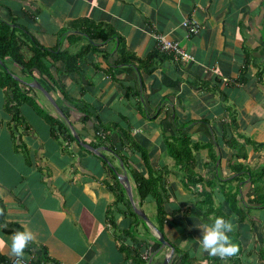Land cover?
<instances>
[{
    "label": "crops",
    "instance_id": "0c3cea01",
    "mask_svg": "<svg viewBox=\"0 0 264 264\" xmlns=\"http://www.w3.org/2000/svg\"><path fill=\"white\" fill-rule=\"evenodd\" d=\"M0 18L24 27L41 46L69 54L90 43L82 33L88 24L83 21L110 26L139 59L156 53L145 70L115 66L119 43L114 39L96 42L78 61L79 71L65 73L47 63L54 83L17 71L23 82L46 87L61 112L41 91L21 83L44 112L68 126L74 140L54 137L50 124L28 102L17 106L22 121L13 122L12 102L0 82V207L5 210L0 256L31 264H127L121 248L140 244L138 249L150 255L146 264L164 263L170 248L139 216L136 231L127 235L132 218L124 203L114 204L116 193L109 189L110 169L125 174L135 205L157 228L155 201L149 197L141 203L132 177V171L147 176L140 152L122 146L120 132H110L109 142L105 134L95 141L94 121H85L80 110L86 107L102 124L127 131L155 170L167 171L163 236L205 264V256L217 253V233L204 222L197 189L212 190L216 207L225 201L222 184L237 187L245 202L254 196L251 184L229 182L230 164L264 163V149L257 152L252 146H247V161L235 158L222 135V124L231 122L232 113L237 124L228 128L226 138L243 143V135L264 142V0H0ZM186 19L197 22L195 35L183 27ZM155 34L179 43L192 59L179 62L161 52ZM185 134L198 147L194 172L202 180L196 187L167 147V141ZM254 211V220L244 221L252 229L244 253L254 249L258 238L263 243L258 240L255 247L264 244V210ZM231 217L237 232V217ZM252 256L247 264L258 260L254 250ZM179 261L173 256L167 264Z\"/></svg>",
    "mask_w": 264,
    "mask_h": 264
},
{
    "label": "trees",
    "instance_id": "16d2710c",
    "mask_svg": "<svg viewBox=\"0 0 264 264\" xmlns=\"http://www.w3.org/2000/svg\"><path fill=\"white\" fill-rule=\"evenodd\" d=\"M85 23L88 24L85 25L86 28H84L82 33L87 36L90 43H88V45L77 54H69L66 50L48 49L41 46L24 27L17 25L13 21L7 22L0 18V82L3 88L7 89L8 102H12L8 107V110L12 114L13 122L18 123L22 121L17 106H19L20 102H28L50 124L51 134L54 137L66 136L67 139L74 140V137L69 132L68 126L64 122L44 112L31 96L27 95L21 87L22 82L15 78V76L20 78V75L17 72L18 70L21 73V76L25 74L28 75V77L35 79L37 73L41 76H46L52 83H54V78L47 63H50V66H54L57 71H64L65 73L79 71L78 61L90 50V48L95 46L94 44L96 42L104 44L110 40L113 41L114 39L119 43L115 66L133 65L139 70H145L154 63L156 53L150 55L146 59L137 58L132 52L125 48L121 39L117 37L110 26L96 25L86 21L82 22V24ZM41 85L46 89L43 84ZM80 110L84 115L85 121H94L93 129L95 141L101 139L102 135L99 133L105 134V140L109 142V140L112 139L109 135L111 134L110 132H120V135H118V133L117 136L120 139L122 146L125 147L128 144L129 148H134L136 151L140 152L143 165L147 171V176L132 171V177L136 185V192L141 203L149 197H152L155 201L158 220L157 229L164 235L163 227L166 220L164 206L169 201V194L167 191V171L155 170L154 165L149 161L145 152L134 142L127 131L121 130L116 124H102L101 121L91 114L86 107H83ZM227 110L229 111L230 108L227 107ZM230 119L231 122L229 124H222V135L225 145L236 151L235 158L247 161V146L254 147V150L257 152L264 149V142L257 143L243 135H240L241 139H243V143L238 142L233 136L226 138V134L229 131L228 128L237 124L236 116L234 114L231 113ZM112 147L113 146H111V148ZM167 147L171 157L177 164L176 166L180 167L183 175H189L187 177L188 183L193 187H196L197 183L202 180L201 177H196L194 172L196 160L193 153L198 147L191 144L190 137L186 134L181 135L177 141H167ZM113 150L117 155L119 154L115 149ZM119 156L125 165L127 161L121 156V154H119ZM230 170L233 178H231L229 182L234 180L241 183L248 180L251 184L254 196L252 199L241 202L239 199L240 192L237 187L233 188V186L222 184L219 191L225 201L222 205L216 207L213 202L214 195L212 190L207 192L205 189H197V206L202 212L204 222L217 233L213 240V246L217 253L208 254L202 260H205L206 264H247L248 262L245 259L246 257L251 256L252 251L254 250V253L258 256V260L255 264H264V244H262L261 247H255L259 238L253 244L254 249L245 252L244 254L245 247L249 244L250 235L252 233V229H249L244 221L251 216L249 213L252 210H264V163L253 168L249 164L236 162L230 164ZM110 172L112 184L109 185V189L111 192L116 193L114 204L117 205L118 203H124L126 208H128L129 217L132 218L130 227L127 230V235L131 236L136 231L141 219L136 215L126 198L118 173L113 169H110ZM209 183L207 186L213 185L212 182ZM210 188L213 189L214 187L211 186ZM117 191L119 194H117ZM4 214L5 210L1 206L0 222H2ZM125 214L127 215V213ZM231 216L237 217V224L240 228L237 232H233L231 229ZM250 218L251 220H254L252 217ZM112 225L115 226V221L113 220ZM165 241L169 243V247L174 248L173 256H178L180 260L179 264H201L200 260L191 256L189 252L180 250L166 238ZM259 242L263 243V240L260 239ZM138 246L140 248V244L133 247L126 245L121 248L125 254L124 261L127 264L145 263V260L141 257L144 250H139ZM0 262L2 264H10L9 261L4 260L1 256Z\"/></svg>",
    "mask_w": 264,
    "mask_h": 264
},
{
    "label": "built area",
    "instance_id": "2783aa9c",
    "mask_svg": "<svg viewBox=\"0 0 264 264\" xmlns=\"http://www.w3.org/2000/svg\"><path fill=\"white\" fill-rule=\"evenodd\" d=\"M183 27L187 29V32L189 35H195L198 30L199 26L195 20L192 19H186L183 22ZM155 41L157 48L163 52L164 54L172 56L176 61L179 62H185L191 60V56L188 52H186L180 45L179 43L167 39L166 36L161 35V34H155L154 35ZM100 135L104 136V134L99 133ZM149 252L148 250H144L143 253L141 254V257L143 260H145V264L147 263L149 257ZM10 264H31L21 258H13L9 262Z\"/></svg>",
    "mask_w": 264,
    "mask_h": 264
},
{
    "label": "water",
    "instance_id": "95a60500",
    "mask_svg": "<svg viewBox=\"0 0 264 264\" xmlns=\"http://www.w3.org/2000/svg\"><path fill=\"white\" fill-rule=\"evenodd\" d=\"M0 64H1V59H0ZM15 78L17 80H19L20 82L22 83H25L26 85H28L29 87H32L34 89H37L39 91H41L44 96L49 100V102H51V104L53 106H55V108L61 112V110L59 109L58 105L55 103L54 99L51 97V95L49 94V92L38 82V81H34L33 83H27V82H23L21 79H19V77L15 76ZM76 139L78 140V138L76 137ZM94 152H96V154L101 157L103 160H106L103 155L99 154L97 150H94ZM113 169V168H112ZM119 180L120 182L123 184L128 196H129V200H130V203H131V206L134 210V212L136 213L137 216H139L142 220H144L147 224H149V226L152 227V229L155 231V233L157 234V240L158 242L163 246V247H169V243L165 241V238L163 236V234H161L159 232V230L149 221V219L147 218V216L144 214V212L139 209L134 201H133V198H132V195H131V190H130V186H129V182H128V178L127 176L124 174V175H119ZM170 248V252L169 254L166 256L165 260H164V263L163 264H167V262L170 261V259L172 258L173 254H174V248Z\"/></svg>",
    "mask_w": 264,
    "mask_h": 264
},
{
    "label": "rangeland",
    "instance_id": "374dc122",
    "mask_svg": "<svg viewBox=\"0 0 264 264\" xmlns=\"http://www.w3.org/2000/svg\"><path fill=\"white\" fill-rule=\"evenodd\" d=\"M242 143V142H241ZM246 164H247V162H246ZM253 168H255L256 167V165H253L252 166ZM250 215H254V214H256V215H258V212H255L254 210H252L250 213H249ZM151 227V226H150ZM153 233L155 234V236H157V234L155 233V231L153 230ZM246 252H248V251H246ZM245 254V253H244ZM255 256V255H254ZM254 256H248V257H246V261H250V260H253V258H254ZM257 260V259H256ZM205 264H206V262H204Z\"/></svg>",
    "mask_w": 264,
    "mask_h": 264
}]
</instances>
